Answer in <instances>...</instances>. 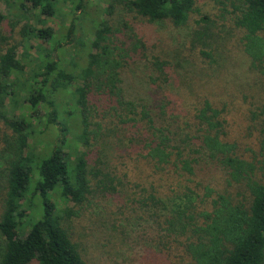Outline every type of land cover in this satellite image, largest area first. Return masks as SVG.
Here are the masks:
<instances>
[{"label":"trees","instance_id":"trees-1","mask_svg":"<svg viewBox=\"0 0 264 264\" xmlns=\"http://www.w3.org/2000/svg\"><path fill=\"white\" fill-rule=\"evenodd\" d=\"M20 1L52 17L53 7L43 4L58 0ZM83 3L77 0L73 12ZM216 3L218 15L201 13L197 0H114L108 21L94 29V47L67 74L60 70L61 44L49 30L24 26L17 41L20 20L6 21L0 13V264H89L86 243L71 227L85 213L86 230L100 228L110 240L117 234L127 239L142 221L148 228L138 230L184 264H264V0ZM165 23L190 31V54H152L156 46L147 30ZM223 26L241 33L245 78L233 59L222 75L194 67L197 59L218 65L210 42L216 34L224 46ZM75 31L72 18L65 40ZM31 33L49 44L37 48L36 58L25 41ZM74 84L68 99L80 117L83 151L67 154L71 130L58 129L56 94ZM239 90L249 142L233 134L231 104ZM37 113L43 118L34 124ZM34 134L42 147L32 169L28 151L37 147L31 150L28 141ZM126 166L152 180L134 187L139 194L123 191L124 174L111 177ZM207 172L222 177L225 188L204 185ZM163 178L166 190L156 186ZM124 196L127 205L111 213L123 216L120 222L96 203ZM55 199L73 207L59 210Z\"/></svg>","mask_w":264,"mask_h":264},{"label":"rangeland","instance_id":"rangeland-1","mask_svg":"<svg viewBox=\"0 0 264 264\" xmlns=\"http://www.w3.org/2000/svg\"><path fill=\"white\" fill-rule=\"evenodd\" d=\"M76 1L77 0H58L54 4L45 1L43 4L44 7H47L49 5L53 7V16L48 17L42 15L39 9L33 8L29 2H24V4H21L20 0H0V13L4 16V18H6V21L13 19L20 20V25L13 36V39L17 41L20 39L19 34L21 32V28H23L24 26L30 27L29 29L31 30V32L32 29L38 31L43 29L49 30L53 34L52 41H59L61 44L60 50H62V53L60 54V70L64 71L67 74V72L72 69L73 64H75L76 62H80L83 57L85 58L89 53L90 48L94 47V45L92 44L90 46V42L94 41V29L101 22L108 21V7L114 0H84L83 8L73 12L72 6L76 3ZM197 4L201 13H206V11H208L211 15H218L219 9L222 7L220 4L216 3V0H197ZM39 8L41 9L42 7ZM72 18H74L76 24V31L74 33L75 35L71 37L72 40L67 41L65 40L66 35L63 30L70 27V19ZM196 19V16L192 18L190 26ZM221 26L222 25H218V29H216L219 31ZM223 27L224 28L221 29L222 32L220 33V36L226 39L224 46L221 47V43H223V41L222 39L218 40L216 34L210 42L212 49L214 48V59H216V62L218 61V65L213 67L210 64H204L203 66L202 64H200V60L197 59L194 67L196 70L199 69V67H203L207 70L205 71V73L208 72V74L210 73L208 68L214 69L211 70V74H216L217 76L222 75L224 67L226 66L225 69H227V67L229 68L230 64L232 63L231 61L234 60V65H236L235 67H241L239 69L241 72L238 75H240L242 78H245V76L247 77V74H245L246 70L243 66L244 60L242 55H240V49L238 45L241 33L239 31L230 29V27ZM189 34L190 31H187V29H180L178 31L173 29L166 23L163 25L152 26L147 30L148 38L151 41L153 40V44L156 46L154 50H152V54L160 57L169 55L176 57L178 56V52H188V48L193 51L190 41L188 40ZM31 35L32 33L25 38V41L28 47L32 48L30 51V57L36 58L38 55L37 48L42 47L44 49H48L49 44L44 40L31 37ZM21 45H19L17 49L19 58L24 52L23 45L25 44ZM215 47H217V49H215ZM188 54L190 53L188 52ZM31 67L33 68L34 66L32 65ZM185 67L186 69H188L186 71H195V69H191L187 66ZM28 86H31V83H29ZM74 87L75 84L72 86V88L65 89L62 93L56 94L57 102L62 105L60 106V112L58 113V129L59 131L69 129L71 130L66 137L67 145H69L70 147L68 149L63 148V150L67 154H70V152L71 154H75L76 152L83 151L79 144H77V137L81 132V123L80 117L77 113L75 114L76 107L73 105L74 100H72L73 95L71 94V90ZM229 95L230 94H228L227 96ZM243 95L244 91L239 90V92L232 98V114L235 116V120L237 122V128L234 130L233 134H235L236 138H238L240 141L249 142L250 139L244 137V133L247 131L245 130L247 124H244L245 119L241 118V115L246 112L247 108V105L242 99ZM69 96L72 97L71 100L68 99ZM7 110L9 111L8 106ZM16 115H19V111L16 112ZM33 116L35 118L33 122L34 124L37 123V118H43L41 113H37ZM37 129L38 131L41 130L39 127ZM58 143H56L57 146ZM28 144H30L31 150L34 144V147H37L36 152L29 153L28 151L29 156L32 154L35 157V161H32V158L28 159L30 162H33L32 169H35L37 162L36 158L39 156V150L42 146L38 144V136H36V134H34L28 141ZM123 174L126 176L125 182H122L123 191L124 189L129 190L131 188L136 194H139V191H135L134 187L139 190L141 188V184L139 183H142L143 186H145L146 184L144 183V181H152L147 179L148 173L140 177L137 169L133 166H126L123 169L121 167H117L115 170V175L113 176V174H111V177L114 178L116 176L115 179L120 180ZM213 176L214 177L211 178L208 175V172L202 175L201 179L205 181L204 185L209 187V184H213L219 189H222L223 185L224 189V179L218 175ZM167 184L168 181L165 178H163L162 181H156V186L161 190H166ZM57 199H55L52 204L58 206L57 208L59 210H64L66 208L69 209L73 207V204L71 202L62 205L60 204L61 202L57 201ZM125 201L126 197L124 196V198L119 202L107 199L106 201L98 200L96 203L100 208V211L103 212H105L106 210L105 207L108 206L107 213L112 217L113 220H117L120 222L124 217L121 215H111V213H117V210H120V207L118 206L121 203L127 205ZM88 218V214L85 213L82 219L71 224V227L74 228L76 235L80 237V239L84 243H86V245H82V248L84 249L83 254L85 255V258L87 259L89 264H184L182 263L183 261H180L176 257L175 253L169 255L165 251L159 250L158 246H156V243L150 240L154 239L153 237L147 235L145 231L138 230L139 228H148L147 224L144 225L142 221H140L139 225H137L138 227L135 228L136 233H131V235H129L127 239L117 234L112 240H110L107 233H103L102 229L100 228H97V230L95 228L86 230V228H89L86 224ZM107 241L112 243H108ZM106 243L108 244L106 245ZM104 245L106 246L102 247ZM118 250L122 253L121 258H117L115 254L118 252ZM108 257L110 262L106 263L105 261L108 259Z\"/></svg>","mask_w":264,"mask_h":264}]
</instances>
